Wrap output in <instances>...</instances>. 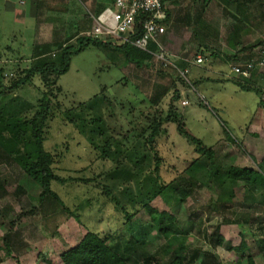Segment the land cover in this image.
<instances>
[{
  "label": "rangeland",
  "instance_id": "374dc122",
  "mask_svg": "<svg viewBox=\"0 0 264 264\" xmlns=\"http://www.w3.org/2000/svg\"><path fill=\"white\" fill-rule=\"evenodd\" d=\"M188 1L187 7L195 11L201 9L203 0H197L196 5L194 0ZM69 3L68 7L54 2L44 4L40 0L37 12L32 15L27 0H0V99L11 95L36 104L46 89L39 76L32 83L14 90L11 89L13 83L25 77L27 70L41 58L56 59L57 44L69 42L77 46L78 37L83 35L79 34L81 20L91 19L88 22L92 28L94 18L103 10L92 9L91 15L80 0H70ZM207 12L209 18L205 14L197 20L198 14L195 13L191 22L174 18L168 26L169 33L183 34V37L170 39V44L174 48L183 46L182 51L189 54V60H186L189 66L194 65L191 62L197 53L205 57L204 64L198 66L196 72L209 74L212 79L198 88L207 104L196 96L195 99L184 96L187 87L176 67L164 68L165 76L159 73L160 65L155 61L153 65L138 68L129 64L123 52L115 47L91 45L72 57L69 70L54 86L57 97L52 100V105H55L57 114L48 123L45 147L59 161L56 173L76 180L53 181L51 184L65 207L51 199L41 201L42 188L7 155L0 154L1 264H64L61 255L77 246L88 230L114 233L109 244L129 264H141L147 255L165 243L159 228L140 205L135 209L130 204L121 205L129 213L135 212L130 221L122 209H117L112 198L124 199L125 196L117 188L111 196L105 193L106 188L114 183L109 177L117 162L100 158V152L93 148L86 135L65 118L64 112L69 109L81 112L86 103L96 106V116L100 115L104 94L114 105L107 111V125L111 129L115 127L113 132L120 138L127 134L126 144L132 147L135 140L133 128L149 125L154 117L167 116L172 91L177 86L182 94L181 101H189L187 106H182L181 102L176 105L185 127L205 145L213 147L220 163L258 169L254 159L257 162L263 160L264 143L252 135L247 136L249 140L245 136L261 100L264 110V91L262 95L256 90H242L234 83L233 79L238 76L233 74L230 65L222 63L224 60L232 64L253 62L258 72L255 83L264 90V0H229L228 3L214 0ZM201 48L204 52L200 51ZM230 53L239 54V59L225 55ZM171 57L181 70L189 68L179 65L181 58ZM214 58L220 59L218 65L221 66L213 64ZM158 84L166 85L170 91L157 101ZM32 114L33 110L28 116ZM163 129L157 148L166 166L164 177L170 181L198 154L196 146L179 133L175 123L166 124ZM244 149H249L250 155ZM200 161L209 163L206 157H201ZM78 179L83 180L79 182ZM179 181L190 193L185 201L170 205L158 197L152 206L175 215L178 229L189 236L190 253L201 249L193 264L204 260L215 264L211 255L221 248H212L209 235L218 226L222 233V224H230L225 229L224 261L241 264L239 256L245 253L243 257L246 259L253 251L252 244L264 239V206L245 202V188L242 186L235 189L232 201L218 205L217 199L222 191L217 183L191 185L186 176L180 177ZM28 211L34 214L18 218L19 214ZM71 212H75L76 217L78 215V220ZM12 221H15L14 225ZM6 236L9 237L12 257L7 256L4 247ZM242 239L246 245L235 249L237 254H234L235 246L231 245H238ZM243 264L247 263L244 261Z\"/></svg>",
  "mask_w": 264,
  "mask_h": 264
},
{
  "label": "trees",
  "instance_id": "16d2710c",
  "mask_svg": "<svg viewBox=\"0 0 264 264\" xmlns=\"http://www.w3.org/2000/svg\"><path fill=\"white\" fill-rule=\"evenodd\" d=\"M91 45L104 48L115 47L123 52L129 64H135L138 68L150 66L155 61L151 54L130 44L116 45L81 35L77 39V46L69 42L57 44L55 48L58 50L56 59L41 58L27 70L25 77L13 83L12 90L21 85L32 83L39 76L46 89L36 104H29L20 97L11 95L2 96L0 99V154L7 155L31 180L42 188L41 201L51 199L64 206L59 196L52 190L51 184L53 181L76 180L72 177H61L56 173V165L59 161L53 152L46 149L45 142L47 140L48 123L57 114L55 105H52V100L57 97L54 86L58 78L69 70L72 57ZM250 49L245 50L249 51ZM158 68L159 73L163 76L167 75L164 67L159 66ZM257 73L254 68L250 78L238 76L233 79L234 83L242 90H256L263 95V89L255 83ZM53 75L54 77H52ZM185 85L189 88L187 82H185ZM157 86L156 100L158 101L170 89L163 84ZM172 92L173 96L171 97L170 110L167 116L154 117L149 125L147 123L133 128L135 140L132 147H129L128 143L126 144L127 134L120 138L113 132L115 127L111 129L107 125V111L111 110L110 108H113L114 105L105 94L101 98L103 107L98 116H96V106L92 103L84 104L85 108L81 112H76L75 109L64 112L65 118L76 126L82 134L86 135L93 148L100 152V158L117 162V166L109 177L114 183L110 188H106L105 192L111 196L117 188L125 196L124 199L112 198L117 209H122L125 217L130 221L135 217V212L129 213V211H126V207H121V205L130 204L134 209L140 205L159 228L165 243L159 250L147 255L141 264H193L201 251V249H197L195 252L190 253L189 236L178 229L177 219L173 213L160 211L152 206V202L158 197H162L170 205H178L180 202L185 201L190 193L187 191V187L179 181L182 176H186L191 185L210 186L212 183H217L222 191L217 199L218 205L219 203L225 205L226 202L232 201L235 189L242 186L245 188V202L252 201L264 206V171L262 170L264 158L260 162L253 158L258 166L257 170L235 165H222L213 147L205 145L185 127V123L176 107L179 102H182L181 91L175 86ZM262 103L261 100L251 123L247 127L245 138L252 135L258 140L261 139L264 143V129L259 128V133L254 132L255 128L260 125ZM32 110L33 114L28 116V113ZM112 112V115H114L113 110ZM169 123L176 124L179 133L196 146L195 151L198 154L197 158L190 161L186 168L170 181L164 177L163 171H165L166 166L164 158L157 148L158 137L164 132L163 126ZM247 138L249 140V137ZM252 142L254 144V141ZM244 150L250 155L249 149ZM201 157H206L209 163L200 161ZM78 180L81 182L83 179ZM21 191H24V189H21ZM74 213L71 212L72 216L78 220V215L76 217ZM29 214H34V212H22L18 215V218ZM11 223L14 225L15 221ZM209 237L213 249L224 244L225 239L220 234L219 226L214 229ZM8 238L6 236L4 239V247L7 256L12 257L13 252ZM113 238L114 233L105 234L88 230L77 246L61 255L62 262L64 264H129L126 258L110 246L109 242ZM212 238H215L214 241ZM245 245L246 242L242 239V243L238 248H243ZM211 256L214 258L213 263L218 264L216 263V254L213 253ZM246 260L247 264H255L249 254ZM2 262L3 259L0 258V264ZM200 264L208 263L204 260Z\"/></svg>",
  "mask_w": 264,
  "mask_h": 264
},
{
  "label": "built area",
  "instance_id": "2783aa9c",
  "mask_svg": "<svg viewBox=\"0 0 264 264\" xmlns=\"http://www.w3.org/2000/svg\"><path fill=\"white\" fill-rule=\"evenodd\" d=\"M113 6L94 18L93 29L84 32L83 35L116 45L130 44L151 54L160 66L176 67L181 77L188 83L189 91L198 100L207 104L188 78L189 69L178 68L162 43L168 20L166 0H115ZM204 60L202 55H197L191 63L200 66ZM254 68V63L249 62L234 65L231 71L237 76L249 78ZM181 104L187 106L189 101L183 100Z\"/></svg>",
  "mask_w": 264,
  "mask_h": 264
},
{
  "label": "crops",
  "instance_id": "0c3cea01",
  "mask_svg": "<svg viewBox=\"0 0 264 264\" xmlns=\"http://www.w3.org/2000/svg\"><path fill=\"white\" fill-rule=\"evenodd\" d=\"M20 1H22V0H20ZM44 4L46 3L47 4V2H49V3H52V2H54V3H59V4H63V5H65V6H70V0H41ZM82 3H83V5L88 9V11H89V13L91 14V15H93V13H92V9L93 10H98V9H103L102 10V12L105 10V9H107V8H111L112 7V5L114 4V0H80ZM213 1L214 0H212V1H209V0H203V3H202V7H201V9L200 10H198V11H195L194 10V8H189V7H187V6H189L188 5V3L190 2V1H188V0H166V8H167V12H168V20H167V22H166V34L162 37V43H163V45H164V47L166 48V50L172 55V56H174V57H176V59L177 58H181V59H179V65H182L184 68L185 67H188L189 65V63H188V61H186V60H189V54L188 53H185L184 51H182V47L183 46H180V47H172V45L170 44V39H172V38H176V37H183V34H173V33H169L168 32V26H169V24L171 25L173 22H174V18H176V19H180V20H182L184 23H187V22H191V19H193V18H195L194 17V14L196 13V14H198V16H197V20H201L202 19V17H200L201 15H205L206 14V16H207V18H209L208 17V12H207V9L209 8V6L213 3ZM27 2L30 4V7L32 8L31 9V11H30V13L32 14V15H35V13L37 12V5H38V3L40 2V0H27ZM198 1L197 0H194V5H196V3H197ZM224 2L225 3H228L229 2V0H224ZM25 3V2H24ZM190 4V3H189ZM198 4V3H197ZM184 10L182 13H179V11H181V10ZM179 14H181V15H179ZM181 16V17H180ZM94 17V16H93ZM91 19H89V18H87V21H85V20H81V29L79 30L80 31V33L79 34H83L84 32H87V31H90V30H92V28H93V26H94V22H93V26H92V28L90 27V23L88 22V21H90ZM202 48H201V52H202ZM226 53H228V52H226ZM200 54V53H199ZM198 53H197V55H199ZM233 53H230V54H225V55H227V56H229V58H232V59H234V60H238L239 58H238V55L239 54H236V53H234L233 55H232ZM200 55H202V53L200 54ZM203 56V55H202ZM206 56V55H205ZM232 56V57H231ZM204 57V56H203ZM207 57V56H206ZM214 57V56H213ZM216 57V56H215ZM227 58V57H226ZM176 59H174V60H176ZM204 59H205V57H204ZM206 60V59H205ZM205 60H204V62H205ZM220 59L219 58H214V61H213V64H216L218 67L219 66H221V64H219L218 65V61H219ZM222 60H224V59H222ZM241 60V59H240ZM217 62V63H216ZM238 63H240V64H246L247 62H238ZM232 64V63H225V60L223 61V63L222 64H229L230 65V67L232 68V66H234V65H239V64ZM204 64V63H203ZM201 66V65H200ZM193 67H196L197 69H193ZM198 68H200V67H198V65H190L189 66V70L191 71V72H189L190 74V81H192L193 82V84H195L196 86V89L198 90V88L201 86V84L202 83H204L205 81H211L212 79H211V77L209 76V74L206 76L205 74H201V73H198V72H196V71H198L199 69ZM210 70V69H209ZM193 71H195V72H193ZM189 89V88H188ZM187 88H186V90L183 92L184 93V95H186V92H188L189 90H188ZM264 91V90H263ZM199 92V91H198ZM200 93V92H199ZM200 95L202 96V97H204L201 93H200ZM204 99H205V97H204ZM207 102V101H206ZM259 128H263L264 129V110L262 111V113H261V119H260V125L258 126V127H256L255 128V130H254V132H256V133H259L258 132V129ZM260 140V142H262L263 143V141L261 140V139H259ZM258 142V144H259V141H257ZM254 143H255V141H254ZM258 148V147H257ZM256 149V148H255ZM248 160V159H247ZM242 168H250V169H254L253 167H242ZM256 170V169H255ZM228 225H230V224H228ZM228 225L227 224H222L221 225V229H222V233H224V234H222L221 232H220V234L224 237V244L220 247L219 246V248H221L220 250H218L217 252H215V254H216V258H217V260H218V262L220 261V263H222V264H228V263H226V261H224L225 259V257L224 256H222V249H223V246H225V244H226V241H227V239H226V234H225V229L228 227ZM241 243H242V240H241V242L238 244V245H231V246H235V247H233L234 249V254H237V252H236V250L235 249H237L240 245H241ZM253 245V251L252 252H249L248 254L249 255H251L252 256V259H253V261H254V263L255 264H264V239H262L261 241H260V243H254V244H252ZM231 248V247H230ZM221 251V252H220ZM247 254V255H248ZM243 255H245V254H242V256H239L240 257V260H241V264H243L244 263V261L247 263V260L246 259H244V257H243ZM234 260H235V258L234 259H232V262H234ZM237 260V259H236Z\"/></svg>",
  "mask_w": 264,
  "mask_h": 264
},
{
  "label": "water",
  "instance_id": "95a60500",
  "mask_svg": "<svg viewBox=\"0 0 264 264\" xmlns=\"http://www.w3.org/2000/svg\"><path fill=\"white\" fill-rule=\"evenodd\" d=\"M186 95L192 97L193 99H195L194 95L190 91L186 92Z\"/></svg>",
  "mask_w": 264,
  "mask_h": 264
}]
</instances>
